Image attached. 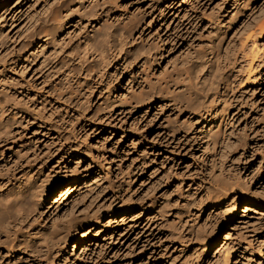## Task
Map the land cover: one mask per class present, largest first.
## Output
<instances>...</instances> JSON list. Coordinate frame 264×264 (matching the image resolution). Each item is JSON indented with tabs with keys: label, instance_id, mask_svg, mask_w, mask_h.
<instances>
[{
	"label": "rangeland",
	"instance_id": "obj_1",
	"mask_svg": "<svg viewBox=\"0 0 264 264\" xmlns=\"http://www.w3.org/2000/svg\"><path fill=\"white\" fill-rule=\"evenodd\" d=\"M65 1L12 0L0 13V104L12 130L0 166L30 160L80 178L58 206L59 178L25 221L53 236L47 255L0 264H225L226 249L204 241L223 216L205 204L218 194L241 209L229 263L264 264V207L246 211L242 195L264 199V0H72L102 23L137 27L132 37L154 59L146 82L108 77L80 99L59 76L96 18L64 27L55 15L54 49L30 38ZM160 83L169 99L147 98Z\"/></svg>",
	"mask_w": 264,
	"mask_h": 264
},
{
	"label": "bare ground",
	"instance_id": "obj_2",
	"mask_svg": "<svg viewBox=\"0 0 264 264\" xmlns=\"http://www.w3.org/2000/svg\"><path fill=\"white\" fill-rule=\"evenodd\" d=\"M12 0H0V13L5 16L10 11ZM60 18V26L67 27L74 24L78 19L76 26L81 22L86 26L92 25V19L96 18L97 26H93L92 30L87 34L82 44L69 56L59 76V84L61 90H66V93L79 98L82 96L87 98L99 85V81L105 78H111L114 81L122 79L130 75L134 82L138 77L144 78L146 82V65L147 61L152 60L150 49L139 48L137 40L132 35L137 27L131 28L128 25L120 27V25L112 23L108 25L102 23L103 19L97 16V13H87L83 11L72 0H66L61 6L52 11L42 23L37 26L31 33L30 38L33 42H38L37 46L54 47L58 43L59 32L54 23L58 21L53 18ZM110 20V19H109ZM118 22V21H116ZM90 25V26H91ZM90 28V27H88ZM42 43V45H40ZM34 53V52H33ZM140 58H144L143 65L140 67L138 63ZM154 60V59H153ZM142 68V71H141ZM138 73L135 75V73ZM181 78L182 75H178ZM132 82V83H133ZM165 83H168L165 82ZM165 83L158 84V93L154 91L148 92V97L155 102L162 99H169L168 94L164 93L168 89ZM112 82L109 84L111 85ZM121 85V84H120ZM121 88V86L119 87ZM150 88V87H149ZM156 88V86H155ZM188 92V90H186ZM75 93L77 96H75ZM159 95V96H158ZM10 107L6 104H0V157H3L4 150L2 144L8 140L11 135V119L8 118ZM143 135H147L145 129L141 130ZM40 165V166H39ZM260 170V169H259ZM101 177V174H99ZM67 179V184L56 195L53 203L61 205L68 201L77 191L80 178L78 175L61 176ZM58 175L52 173L47 174L46 165L35 161L27 160L17 164L16 167H1L0 166V259L6 255L20 252L33 256L40 255L49 251V241L53 238L49 233L34 234L30 228L26 226L25 221L30 215L36 212L35 206L48 200L49 195L60 186ZM245 184L251 186L252 180L246 179ZM227 190H225L226 193ZM244 195V207L248 211L251 207H264V199L256 194L247 193ZM222 194L206 199L207 205H212L217 211H222L223 216L220 220V226L217 230H213L211 234L204 238L207 251L212 245L219 243L221 249L226 251L225 264H230L229 261L233 255L232 251L228 250L229 245L235 235V220L241 212L240 203L233 201L226 207H222ZM38 213V212H37ZM62 230H58L54 237ZM67 237V236H66ZM58 238L66 242L67 238ZM223 237V238H222ZM76 241V246L79 244ZM230 242V243H229ZM260 257H264V247L260 248Z\"/></svg>",
	"mask_w": 264,
	"mask_h": 264
}]
</instances>
